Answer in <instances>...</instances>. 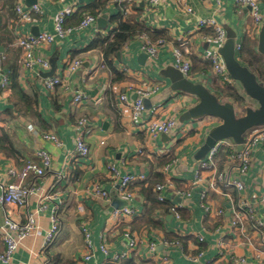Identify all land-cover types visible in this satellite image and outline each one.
Segmentation results:
<instances>
[{"label": "crops", "instance_id": "crops-1", "mask_svg": "<svg viewBox=\"0 0 264 264\" xmlns=\"http://www.w3.org/2000/svg\"><path fill=\"white\" fill-rule=\"evenodd\" d=\"M82 2L37 0L30 6L27 0H0V167L21 168L41 148L53 156V169L44 178L36 180L39 193L30 197L29 207L13 204L8 213L0 206V224L6 214L24 221L29 210L36 211L38 220L37 231L25 240L8 264H77L84 248L78 218L84 215L90 220L89 228L95 245L94 255L88 264H103L120 254L128 244L127 232L139 238L148 227L153 229V236L163 235L165 241L172 242L169 244L172 246H166L157 241V253L170 259L167 264H205L207 261L234 264L235 254L248 255L249 264H264V259L260 262L253 257V252L245 250L244 246L234 245V241L230 242L232 245L224 258L216 247L219 239L229 242L226 223L241 201L255 205L259 220L264 225V205L261 204V196L264 195V147L260 143L255 145L251 153V167L243 175L230 169L224 152L216 157L219 172L232 179L239 178L243 183L245 191L242 197L224 183H216L218 191L211 189L215 176L211 171H201L203 181L195 185L199 162L205 159L201 149L211 129L222 124V120L203 116L183 122L182 116L197 105V97L174 91L172 82L165 75L169 67L176 65L174 50H179L191 62L192 72L198 81H203L220 102L233 103L238 116L244 115L247 108H256L257 102L247 96L238 81L237 89L245 99L244 105L237 103L227 92L223 95L215 92L219 83L212 75V63L207 56L218 52L226 42L219 46L214 39V28H201L198 24L201 20L214 19L225 30L227 39L228 34L235 35L236 52L241 63L248 66L264 84V55L257 50L264 23L257 33L249 11L236 6L234 0H164L157 6L142 1L128 3L126 0ZM19 3L25 9L39 5L41 13H32V21L19 23L16 13ZM69 4L78 9L66 21L65 28L69 32L64 38L56 37L51 46L40 52L51 62L50 72L55 67L54 75L67 83L66 88L58 87L54 93H49L44 87V78L50 77L48 74L37 66L32 71L21 68L22 48L18 45V35H54L56 17L63 5ZM187 8L192 12H188ZM260 9L264 15V4ZM86 15L96 18L95 25L78 29ZM125 23L131 25L132 36L118 52L107 58L100 41H115L116 34L120 33ZM144 38L152 43L163 41L156 58H151L144 51ZM240 46L241 51L238 50ZM145 55L147 58L144 59ZM75 58L83 60L84 64L76 72H71L66 68L67 61ZM5 76L10 80V91L1 98V84ZM138 90H146L149 94L144 98L146 110L136 118L130 105L125 104L124 110L118 107V99L120 94L126 95L129 104H132L138 98ZM79 91L84 92L88 100L76 106L73 99ZM247 105L244 112L239 111L238 107ZM154 116L162 120L175 117L177 129L170 135L150 137L139 128L143 119L149 120ZM80 119H85L89 125L86 137L91 153L85 159L74 161L76 125ZM44 131L54 132L63 146L57 147L45 141L38 134ZM140 146H143L145 155L136 156ZM121 159H127V165H123ZM110 162L117 164L121 176L128 172L145 174L159 206L150 217L152 201L143 193L144 185L142 182L133 184L136 196L129 204L139 214L109 237V246L104 252L100 248L99 237L105 229L110 210L122 204L118 201L122 199L119 180L114 181L107 169ZM167 183L174 188L164 191L166 200L160 202L154 188ZM98 184L109 192V205L86 198V193ZM205 187L210 200L225 212L216 220L205 216ZM51 190L57 193V200H64L62 223L55 241L46 254L41 255L55 203L45 200V208L41 209L40 199ZM175 205L184 206L179 208L180 221L171 210ZM157 215H161L162 220H158ZM176 230L188 235L178 236ZM195 234H201L204 241L199 242ZM1 238L0 235V252L4 250ZM261 238L264 240V228L257 239ZM145 251L146 245L140 244L137 255L123 264H157L145 259ZM201 252L203 255L199 257ZM189 255L198 257V261L192 260Z\"/></svg>", "mask_w": 264, "mask_h": 264}, {"label": "built area", "instance_id": "built-area-1", "mask_svg": "<svg viewBox=\"0 0 264 264\" xmlns=\"http://www.w3.org/2000/svg\"><path fill=\"white\" fill-rule=\"evenodd\" d=\"M141 1L147 2L152 6H157L164 0H126L128 3H139ZM234 3L236 6L249 11L250 17L253 20V28L257 33H259L262 24L264 23V15L260 9L261 5L264 4V0H234ZM186 10L190 13L192 12L190 8H187ZM77 11V7L72 4L63 5L62 10L57 15L55 20L54 35L49 33H42L38 36L22 33L18 35V45L22 48V58L20 61L22 69L32 71L37 66L46 74L50 72L51 62L44 54H40V52L47 46H51L55 42L56 37L64 38L66 36L67 32H69V29L65 28L66 21L69 17L75 15ZM16 13L19 17V23L30 22L32 21V13H41V8L39 5H35L31 9H25L23 5L19 3L16 6ZM95 23L96 18L94 16L86 15L80 23L78 29H87L94 26ZM198 25L201 28L213 27L215 32L214 39L219 43V46H222L227 41V34L225 30L220 27L214 19L201 20ZM114 32L115 28H113V33ZM162 43L163 41L152 43L148 38H144L143 49L151 58L154 59L157 57L158 47ZM238 48V50H242V46ZM174 54L177 61L174 66L181 71L186 79L192 82H197L199 79L192 72L191 62L187 60V58L179 50H174ZM207 59L212 63V75L217 79L219 87L238 88V82L231 77L225 65L224 59L218 52L209 54ZM83 62L84 61L79 58L72 59L67 61L66 68L71 72H76L82 67L84 64ZM123 70L127 72L129 71L126 68ZM10 84V80L7 76H5L1 84L3 89L1 98L10 91ZM44 87L49 93H54L58 87L66 88L67 83L65 79H62L60 76L52 75L44 78ZM148 94L149 93L146 90H138V98L132 104H129V100L126 95L120 94L118 107H121L124 110L125 104L130 105L132 107L133 115L137 118L146 110L144 98H146ZM86 100H88L87 95L84 92L79 91L74 95L73 103L76 106H80ZM139 129L146 132L150 137H157L161 134L170 135L177 129V121L176 118L172 116L167 117L164 120L154 116L149 120L143 119L140 123ZM76 130L77 135L75 138L74 150L76 155L74 157V161L78 159H85L91 153L86 137V133L89 130L88 122L85 119H80L76 125ZM38 134L45 141L51 142L57 147L63 146V143L54 132L44 131ZM259 143L264 147V126L254 127L246 133L244 144L242 146L243 148L240 151L231 139L216 142L214 147L207 154L206 159L199 162V168L194 184H200L203 181L201 171H211L215 174L214 179L211 182V189L218 191L216 183H224L227 187L234 188V190L237 191L238 196L242 197L245 191L243 183L239 178L232 179L229 175L219 172L216 157L220 154V152H224L225 162L231 165L230 169L243 175L247 173L251 167V153L255 148V145ZM102 144L105 143L102 142ZM143 155H145V150L143 146H140L136 150V156ZM121 161L123 165H127L128 163L127 159H121ZM52 169L53 156L44 148L38 149L34 153L33 159L28 160L21 168L6 166V168L3 169L0 167V206L7 210L8 213L11 205L13 204L22 207H29L30 197L39 193V187L36 180L44 178ZM107 169L114 181L117 182L119 180L120 197L126 200L128 205L110 210L107 216L108 218L105 229L99 237L100 248L104 252H107L109 237L112 236L122 224L131 223L139 214V211L129 204L136 196V190L134 189L133 184L142 182L144 187L149 186L147 177L143 173L128 172L126 175L121 176L117 164L114 163H108ZM6 175L8 176V179ZM33 178L34 180H32ZM170 188H174L171 183H167V185L155 186L154 191L160 202H164L166 200L163 193ZM52 190L40 199V204L42 205V207H40L41 209L45 208L43 205V201L45 200L54 201L55 203L50 218V228L44 237L41 255L46 254L47 250L55 241L62 223L64 200H57V193H52ZM219 194H221L220 191ZM183 195L185 194L183 193ZM224 196L230 198L229 195L224 194ZM86 198L97 203H102L103 205H109L111 203L109 192H107L100 184L95 186L92 190L90 189V191L86 193ZM261 204L264 205V195L261 196ZM180 207L184 208L183 205H175V207H172L171 209L173 215L179 221L181 220V215L179 213ZM203 208L205 210V216H207L208 219L216 220L218 217H222L225 214L222 208H219L210 200L206 187L203 191ZM35 212L30 210L27 211V217L24 221H18L14 219L13 216L6 214L3 223L0 224V235L2 236L1 239L4 244V250L0 252V262L6 264L11 263L14 254L17 253V251L23 246L25 240L37 231L38 220ZM157 219L162 220V216L157 215ZM79 220L84 237V248L82 250L83 253L81 259L77 262V264H88L94 255L95 248L92 233L89 228L90 220L85 215L84 217L79 218ZM226 225V234L229 238V242L222 239H219L216 242V247L219 249L220 255L224 258L232 245L230 242L234 241V245L244 246L245 250L253 252V257L262 262L264 259V240L263 238L259 240L257 238L261 235V229L264 228V225L259 220L255 205L247 201H241L238 208L234 210L233 216L227 220ZM152 230L153 229L149 227L145 228L139 238L127 232L126 239L128 244L126 249L120 254H116L112 258H109L107 262L103 264H123L125 261L133 259L138 253L140 244L146 245V251L144 253L146 260L156 261L157 264L169 263L170 259L168 257L157 253V241H160L166 246H172L169 245L172 242L165 241V237L163 235L160 237L153 236ZM176 235L185 237L188 233L176 230ZM195 236L198 238L199 242L204 241V237L201 234H195ZM177 243L179 244V241ZM202 255L203 253L201 252L199 257ZM188 257L194 261H198L199 259L198 257L192 258L190 255ZM248 257L249 256L246 254H235L233 259L234 264H249ZM205 264H216V261H207Z\"/></svg>", "mask_w": 264, "mask_h": 264}, {"label": "water", "instance_id": "water-1", "mask_svg": "<svg viewBox=\"0 0 264 264\" xmlns=\"http://www.w3.org/2000/svg\"><path fill=\"white\" fill-rule=\"evenodd\" d=\"M27 1L30 6L37 3V0ZM82 1L80 0L81 3H83ZM235 45V35L230 33L225 45L218 49V53L224 59L231 77L242 85L248 97L257 102L256 108H247L242 116H238L236 106L233 103L220 102L203 81L192 82L186 79L175 66L169 67L165 73L172 82L174 91L189 93L197 97V105L182 116L183 122L203 116H213L222 120V124L211 129L206 138L201 149L203 159L206 158L216 142L225 139H231L237 145L238 150H242L246 133L254 127L264 126V84L259 81L257 75L248 66L241 63ZM257 50L264 55V27L259 35ZM54 70L55 67L47 74L49 76L54 75ZM115 198L117 199V197ZM118 201L122 204L115 206V208H121L128 204L124 199Z\"/></svg>", "mask_w": 264, "mask_h": 264}, {"label": "trees", "instance_id": "trees-1", "mask_svg": "<svg viewBox=\"0 0 264 264\" xmlns=\"http://www.w3.org/2000/svg\"><path fill=\"white\" fill-rule=\"evenodd\" d=\"M120 33L116 34V39L113 42H109L106 43V40H102L100 41V44L102 43L104 46L102 47V45H98L99 47L103 48V52L104 55L108 58L111 54H115V52H118L121 47L128 41V38H130L132 36V27L129 23H125L121 26L120 29ZM105 57V58H106ZM239 89L236 88H221V87H217L216 91L219 95H223L225 92H227V94L233 98H235L234 100L241 104L244 105L245 104V99L244 97L239 93L238 91ZM206 159V158H205ZM148 188V189H145ZM143 189V193H145L148 197H150V200L152 201V207L149 211V215L151 217L152 213L154 210H156V208L159 206V204L156 201V197L154 199V196H152V188L151 185L149 184L148 187H145ZM151 219V218H150ZM154 223V222H153Z\"/></svg>", "mask_w": 264, "mask_h": 264}, {"label": "rangeland", "instance_id": "rangeland-1", "mask_svg": "<svg viewBox=\"0 0 264 264\" xmlns=\"http://www.w3.org/2000/svg\"><path fill=\"white\" fill-rule=\"evenodd\" d=\"M249 105H247L246 107H238V109H239V111H242L244 108L246 109L247 107H248ZM253 106H255V105H253ZM254 108V107H253ZM243 112H244V110H243ZM156 117V116H155ZM251 130V129H250ZM244 144V143H243ZM243 144H242V146H243ZM110 163H114V164H116L115 162H110ZM127 206V205H126ZM79 219V218H78Z\"/></svg>", "mask_w": 264, "mask_h": 264}]
</instances>
